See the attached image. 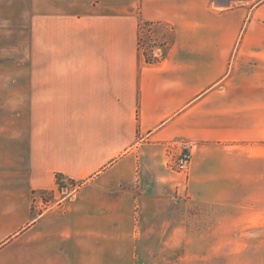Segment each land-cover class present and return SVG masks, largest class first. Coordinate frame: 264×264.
I'll use <instances>...</instances> for the list:
<instances>
[{"label": "crops", "instance_id": "0c3cea01", "mask_svg": "<svg viewBox=\"0 0 264 264\" xmlns=\"http://www.w3.org/2000/svg\"><path fill=\"white\" fill-rule=\"evenodd\" d=\"M20 2L0 0V264H162L200 199H247L264 0ZM144 22L170 38L154 64ZM182 141L187 193L169 156ZM41 191L59 200L34 213Z\"/></svg>", "mask_w": 264, "mask_h": 264}, {"label": "rangeland", "instance_id": "374dc122", "mask_svg": "<svg viewBox=\"0 0 264 264\" xmlns=\"http://www.w3.org/2000/svg\"><path fill=\"white\" fill-rule=\"evenodd\" d=\"M19 1L16 0L18 4ZM222 1L232 5L238 0ZM20 4L23 5L24 0ZM145 31L142 34L140 28L138 40V49L145 61L147 55L152 56L157 45L163 48L164 55V48L170 41L167 31L158 29L153 23L150 27L145 26ZM0 38H6V32H1ZM154 39L158 44L153 43ZM1 48L3 47H0V61L4 62L5 49L2 52ZM3 67L4 64L0 66V70L3 71ZM176 147L177 150H170L169 156L179 154L180 146ZM252 147L253 172L250 189L247 185V199L244 198V191L236 193L232 186H229L228 193H216L221 197L200 199V216L196 215L195 209L192 210L189 229L180 234L172 255L162 257V264H264V142L253 143ZM171 169L175 172L172 166ZM234 180L235 177L230 176V184ZM188 181L185 178V183L182 184L186 193ZM61 188L65 191V187ZM74 188L70 187L71 190ZM66 195L68 193L63 196ZM58 200L51 191L36 192L32 211H42L44 206L46 209Z\"/></svg>", "mask_w": 264, "mask_h": 264}, {"label": "built area", "instance_id": "2783aa9c", "mask_svg": "<svg viewBox=\"0 0 264 264\" xmlns=\"http://www.w3.org/2000/svg\"><path fill=\"white\" fill-rule=\"evenodd\" d=\"M145 32H146L145 27H142L141 33L143 34ZM153 43L158 44V41L154 39ZM162 49L163 48H161L160 45L155 46L153 49L152 56L159 59L162 58L163 57ZM179 146H180V152L179 154L174 156L175 158H173L171 166L176 172L182 174L187 179L189 178L191 165L193 161L194 145L187 141H182L181 143H179Z\"/></svg>", "mask_w": 264, "mask_h": 264}, {"label": "trees", "instance_id": "16d2710c", "mask_svg": "<svg viewBox=\"0 0 264 264\" xmlns=\"http://www.w3.org/2000/svg\"><path fill=\"white\" fill-rule=\"evenodd\" d=\"M217 4L220 5V6H225V7H228L230 6V2H224L222 0H216ZM152 25V23H149V22H144L140 25V28L142 29V27H150ZM140 40H141V37H140ZM164 56V55H163ZM163 58V57H162ZM162 58H155L151 55H147L146 57V63L147 64H154V63H157L159 62Z\"/></svg>", "mask_w": 264, "mask_h": 264}]
</instances>
